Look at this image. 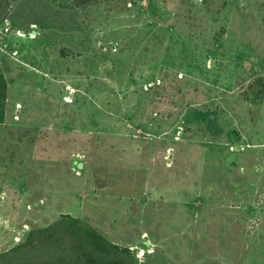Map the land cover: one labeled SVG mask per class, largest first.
I'll list each match as a JSON object with an SVG mask.
<instances>
[{"label":"rangeland","instance_id":"rangeland-1","mask_svg":"<svg viewBox=\"0 0 264 264\" xmlns=\"http://www.w3.org/2000/svg\"><path fill=\"white\" fill-rule=\"evenodd\" d=\"M0 65V253L70 213L137 264H264V0H0Z\"/></svg>","mask_w":264,"mask_h":264},{"label":"trees","instance_id":"trees-1","mask_svg":"<svg viewBox=\"0 0 264 264\" xmlns=\"http://www.w3.org/2000/svg\"><path fill=\"white\" fill-rule=\"evenodd\" d=\"M7 99L8 82L0 65V123L6 118ZM136 252L110 240L89 221L63 213L0 253V264H137Z\"/></svg>","mask_w":264,"mask_h":264}]
</instances>
